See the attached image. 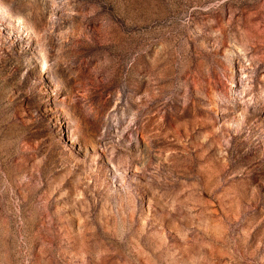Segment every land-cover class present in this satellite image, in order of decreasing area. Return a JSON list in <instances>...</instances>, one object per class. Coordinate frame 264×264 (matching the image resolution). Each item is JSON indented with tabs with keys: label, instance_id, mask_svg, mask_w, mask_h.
Here are the masks:
<instances>
[{
	"label": "rangeland",
	"instance_id": "obj_1",
	"mask_svg": "<svg viewBox=\"0 0 264 264\" xmlns=\"http://www.w3.org/2000/svg\"><path fill=\"white\" fill-rule=\"evenodd\" d=\"M0 264H264V0H0Z\"/></svg>",
	"mask_w": 264,
	"mask_h": 264
}]
</instances>
